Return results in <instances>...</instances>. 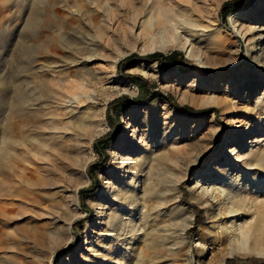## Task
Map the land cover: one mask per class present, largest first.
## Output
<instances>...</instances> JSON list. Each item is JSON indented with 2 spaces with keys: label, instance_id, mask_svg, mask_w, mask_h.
Here are the masks:
<instances>
[{
  "label": "rangeland",
  "instance_id": "1",
  "mask_svg": "<svg viewBox=\"0 0 264 264\" xmlns=\"http://www.w3.org/2000/svg\"><path fill=\"white\" fill-rule=\"evenodd\" d=\"M175 1L180 3V9L189 11L187 14L196 24L195 34L184 31L181 34L189 36L195 54L215 69L212 73L201 70L194 57L179 48L161 50L164 54L180 51V59L171 67L161 68L155 60L129 58L132 53H141L136 47L153 42L151 31L142 33L143 19L153 13L155 6H175L174 0H0V264H246L244 260L250 257L261 259L253 264H264L263 255L224 249L225 243L210 247L218 233L213 222L218 214V203L213 198L201 203L189 185V179L197 171L240 163L243 152L251 146V138L264 141V13L257 20L252 17L261 0L230 3L232 6L226 7L224 17L219 12L224 0ZM59 10L62 15L57 17ZM72 17L74 20L70 21ZM235 29L239 33H233ZM90 38L99 42L95 47L101 58L91 57L84 65L80 64V59L71 64L61 60L40 64L38 60L40 52L49 47L71 52L72 48L83 45L84 50H80L87 51ZM256 46H262L260 55L256 54ZM79 55L73 54V57L77 59ZM117 56H120L117 62H122L118 68L116 62L113 76L111 60ZM142 66L150 70L142 73L139 70ZM125 73L141 74L163 96H148L144 101L125 105L118 111L117 118H113V110H110L114 131L106 116L108 101L120 95L133 98L138 92L135 79L120 75ZM111 75L112 82L106 83V89L96 96L98 81ZM93 76L100 79L93 81ZM122 80L129 85L120 83ZM118 86H128L131 91L117 92ZM91 96H95V101L88 110L86 106ZM209 97L215 103H192ZM78 99L87 100L77 104ZM173 103L195 109L211 108L189 114L175 108ZM85 111L94 112V121L103 128L92 142L102 138L100 142L106 143L104 161L92 165L98 179L94 187L87 174V166L97 159L92 142L88 149L79 147V153L84 151L79 156L58 149L60 155H70L69 161L65 155L60 156L68 165L72 161L85 163V173H73L62 181L47 170L36 169L37 163L42 162L36 153L42 150L39 146L45 142V131L53 125L52 118L67 113V120L72 122L59 120L60 124L67 125L68 129L63 130L68 132L69 139L66 138L73 143L74 134L81 129L77 134L80 138L75 141L80 139L78 142L83 143L89 126L77 128L75 124ZM9 122L12 127L7 130ZM125 125H128V136L120 152L117 145ZM240 135L245 138L239 140ZM164 136L169 142L158 146ZM157 147L159 151L167 148L164 152L172 158L175 155L179 167L175 168L181 169L180 204L186 213L192 214L186 227L187 245L174 247L167 241L162 243L165 234L173 230L174 214L172 207L167 206L146 222L141 221L143 229L135 232L123 253L126 240L123 236H113L111 230H103V221L128 165L142 154L149 157V152L153 148L156 151ZM149 158L152 163L153 158ZM22 164L32 170L22 171ZM54 184L68 190L54 191ZM19 187L27 189L28 193L19 195ZM72 216L77 218L68 228ZM151 231L154 235L160 232L162 236L159 234L157 238ZM41 236L43 242L37 241ZM186 248H189L188 260Z\"/></svg>",
  "mask_w": 264,
  "mask_h": 264
},
{
  "label": "bare ground",
  "instance_id": "2",
  "mask_svg": "<svg viewBox=\"0 0 264 264\" xmlns=\"http://www.w3.org/2000/svg\"><path fill=\"white\" fill-rule=\"evenodd\" d=\"M174 2H175L174 4H176L175 6L158 5V6L153 7V13H151L148 17L143 19V21L141 22V25L143 27L142 33L145 34L151 31L153 35V36L151 35V37L153 38V42L149 46L143 45L141 47H136L135 50L138 52H144V51L151 50V49L166 50L167 48H170V47L183 49L185 50L186 52L185 54L187 56L194 57L196 65L201 70L207 69L208 72L212 73L213 71H215V69H213L212 67H209L205 62H203L204 59L201 60V57L195 54L196 51L194 52V49H193L194 44L190 41L191 39H189V36L188 35L185 36L181 34L182 31L186 33L195 34L197 32L196 29L194 30V27L196 26L195 22L193 21L191 16L187 14L189 11L186 12L180 9V6H179L180 3L175 0ZM76 4L77 3H75V5ZM60 10L57 11V17L62 12ZM262 13H264V0H261L259 2V4L257 5V8L255 9V12H253L252 14V17L257 20ZM73 20L74 18L72 17L70 21H73ZM168 32L169 33L171 32V34H169ZM237 32L239 33V31L235 29V32L233 33H237ZM258 38H261V37H258ZM98 44L99 42L97 41V39L90 38L89 45L87 44L88 48L87 46L85 48L87 51H82L84 50L82 49L84 48L83 45L81 46V48L79 47L72 48L71 52H65L63 50H60L58 47H51V48L49 47V48H46L44 51L40 52V55L38 56V60L40 61V64L56 63L57 61H60V60L64 62L65 64H68V63L71 64V62H75V61L77 62V60L80 59V64L84 65L86 63L85 60L91 59V57L101 58L100 54H98V51H97L98 47L97 48L95 47ZM254 49L257 50L256 52L257 55H260L262 53L261 51L262 46H256ZM73 54H80L79 55L80 57L76 59L74 58L75 56L73 57ZM55 56H59V58L56 59ZM119 57L120 56H117L113 60H111V74L112 75L113 73H115V64ZM139 70L142 73H147L148 70L150 69L149 67L142 66L139 68ZM168 73H169L168 75H170V72ZM112 75L110 77L103 78V80L101 81L99 80L100 79L99 76L91 77L93 81L99 80L98 81L99 86L94 91L96 96L98 92H103L106 89V86H105L106 83H110V81L112 82L111 79H113V76H114ZM198 80H200V78ZM120 83L128 84L127 81H123V80ZM115 91L120 92V91H131V90H130V87L128 86H118L115 89ZM86 100L87 99L85 100L78 99L77 104L79 102H83ZM93 101H95V96L88 97V105L86 106V109L91 110V108L93 107L92 103H94ZM192 103L197 104V105H208V104L215 103V100L212 97H209V98H205L204 100L200 102L193 101ZM67 117H68V114L65 113V114H62L60 118L58 119L52 118V123L54 126L52 125V127L51 128L49 127L50 129L48 130H46L47 128H45L46 134L43 140L45 142H41V144L38 142V144H40L41 147L39 145H36V146H39V148H42V150H40V152L38 153H36L38 149H36L35 151V153L38 156H41L39 159L42 161L41 163L40 162L37 163L38 165L36 166V169L37 170L43 169L45 171L47 170L52 176H54V178H57L58 180H62V181H66V178L68 179L70 175L73 173H76V172L85 173V163L83 162L76 163L77 161L73 159L76 162L74 163L72 161L73 164L71 162V165H72L71 166L66 163L67 160L64 162L65 159L62 157L66 156V158L68 159V157L71 154L73 155L75 154L76 156H79L81 155V153H84V151L79 153V150H78L80 149L79 147L87 146V149L90 148L89 145L91 144L92 139L98 133H100L103 129L100 126V124H98L97 121H94L95 120L94 112L87 111L85 114L82 115V117L81 116L80 118L77 117L78 119H80V121H78L79 123L76 122L77 124H75L77 128L79 125H83V127L89 126L88 132L84 134L85 142L83 140V143H79L78 141L80 139L75 141V138L76 139L80 138L77 135L79 131L81 130L80 129L77 134L73 133L74 135H76V137L74 138V136H72L74 138L73 139L74 142L70 143L68 140L69 135L67 136L68 132L63 131V130L68 129L66 127L67 125L59 123V120H62V119L65 120L63 121L64 123L69 122L68 121L69 119L67 120ZM10 122H13V121L11 120ZM10 122L8 123L7 130H10L12 127L10 125ZM17 123L15 125H17ZM18 124L20 125L21 123H18ZM71 124H72V127H75L73 125L74 123H71ZM127 126L128 125H125L123 127L124 131L122 132L121 139L117 145V149L120 152L124 149L125 143H126L125 138L128 136ZM81 127L82 126H80L79 128ZM17 129L18 128H16V130ZM74 129L77 130L76 127ZM60 130H62L63 132H61ZM75 130H73L72 132H74ZM14 132H17V131H15L14 129ZM81 135L83 136V134ZM243 137H244L243 135H240L239 140ZM4 138L6 139V136ZM10 139L14 140V138H10ZM16 140L17 138H15V141ZM66 140L69 143H66ZM73 140L71 139L70 141H73ZM161 140L162 142L159 143L158 146L160 145L164 146L165 144H167V142H169L167 140V137L165 136ZM251 140L249 142V145H251L252 147L250 146L249 148L248 147L246 148V150L243 152V155L241 156L240 163L233 162L228 166V168L208 167L203 171H197L194 173L195 176L194 177L192 176L189 179V185L192 187L193 191H195L196 193L195 198L198 199L201 203H208L210 198H213L216 201V203H218V214L215 215L216 219L215 221H213L215 222L214 224H215V227L217 228L218 233L216 235L217 237L215 238V241L213 243H210L211 248H213L214 245H220L221 243H225L226 246L224 249L228 248V249H231L232 251H239V250L248 251V252L254 253L255 255L264 256V141H259L260 139L258 140L253 139L252 141ZM254 144L256 145L253 147ZM59 148L62 151H64V153L67 152L68 154L70 153L71 154L67 156L66 155L67 153L64 154L60 152L61 155L62 154L65 155V156L62 155V157H60L61 155L59 154V151H58ZM84 148L86 149V147ZM159 149L160 147L159 148L157 147L155 151V149L153 148L149 152V157L151 156V159L153 158L152 163L149 162L150 158L146 157L145 154H142V156H138L133 161H131V163L128 165L127 173H123V176L121 177V180L119 181L120 186L117 192H115L112 196L113 203L109 207L107 216L105 220L103 221V230H107V231L111 230V233L113 234V236L115 237L123 236V238L126 240L125 242L126 245L125 247L123 246L124 247L123 253L127 251L129 241L132 242V239L135 236V232L143 229L141 226V221L144 219V221L146 222V220L149 219L150 216H154L156 213L162 212L161 210L164 207L167 208V206L172 207V209H170L169 207L168 208L172 210L171 212H173L174 214L173 216L174 221L171 219L173 223L169 220L172 223L173 230L172 231L170 230L169 233H166V231L163 229L166 234L163 239L164 242H162V240L161 242L165 243L167 241L171 243L170 245L172 246L174 245V247L176 244L187 245L185 244V242H187L185 239L186 238L185 237L186 227L191 222L192 214L186 213V211H184L183 209L184 206L182 207V205L180 204V199H179L180 191L178 190L180 187L179 182H181L180 181L181 177H180V172H179V170L181 169L177 170L175 168V166L178 167L176 165L177 164L176 158L174 159L175 155H173V158H172L168 153L164 152L167 148L166 149L163 148L165 149L164 151H161V150L159 151ZM170 149L168 148V150ZM172 153L175 154L174 152ZM178 154H177V157H178ZM39 159H36V160H39ZM177 159L179 160V158ZM21 170L28 172L32 170V167L22 164ZM28 183L30 184V181ZM40 186L41 185H39V187ZM60 189L63 191L68 190L67 187L61 188L59 187L58 184L57 185L54 184L52 188V190L54 191L56 190L60 191ZM72 192H73V195L75 196V199H76L75 201L78 204L77 190L74 189ZM17 193L21 196H25L28 193V190L23 187H19V189L17 190ZM171 214L172 213H170L169 215ZM75 218L77 217L72 216V218L68 221V224H67L68 228H70ZM157 228L158 227L154 228L153 230L156 231L155 229ZM152 232L153 231H151V233ZM159 234L155 232V235L154 234L153 235L158 238ZM43 236L36 238V240L43 242L42 241V239L44 238ZM151 240L153 241V239ZM198 242L199 244L200 243L203 244L200 240ZM167 248L169 249L170 247H167ZM189 248H186V252L184 251L187 254L185 257L187 260L190 257L188 256ZM219 250H222V249L220 248ZM213 254L215 253L213 252Z\"/></svg>",
  "mask_w": 264,
  "mask_h": 264
},
{
  "label": "trees",
  "instance_id": "3",
  "mask_svg": "<svg viewBox=\"0 0 264 264\" xmlns=\"http://www.w3.org/2000/svg\"><path fill=\"white\" fill-rule=\"evenodd\" d=\"M233 2H240V0H224L219 8V12L221 14V16L224 17L225 15V11H226V7L227 6H232ZM180 51L177 50H172L169 53H162L160 51H153L150 53H145L142 55H138L135 53H132L131 55H129V58H142V59H147V60H155L157 62V64L161 67V68H166V67H171L173 66L175 63L178 62V60L180 59ZM122 61H118L117 62V68L120 66V63ZM121 76L125 77V78H129V79H135V83H137L138 85V92L137 95H135L133 98L128 97L127 95H120L118 97H115L113 99H111L110 101H108L107 103V107H106V116H107V120L108 123L110 125V128L112 130L115 131V124L113 123L112 119L110 118V110H113V118H117L118 116V111L125 105H130L132 104L134 101H144L148 96L151 97H156V96H163V93L158 90L157 88H154V84L149 82L144 76H142L139 73H125V74H120ZM165 98H167L168 100H170V97L168 95H165ZM173 105L175 106V108H177L178 110H182L185 111L189 114H196L197 112L200 111H208L210 110L211 107H205V108H193L189 105H185V104H177V103H173ZM102 139V138H101ZM100 138H96L94 139V141L92 142V146L94 151L97 154V159L95 161H93V164L90 163L87 166V174L91 180V186H95L97 183V176L95 173V167L92 168V165L97 164L99 161H104V158L106 156V151H105V146L106 143L105 142H100L101 140ZM81 191V190H80ZM86 208V207H84ZM239 262L240 260L237 259ZM259 260H261L259 257L257 258H246L244 260V262L246 264L248 263H257L259 262ZM225 263H228V259L225 260Z\"/></svg>",
  "mask_w": 264,
  "mask_h": 264
},
{
  "label": "water",
  "instance_id": "4",
  "mask_svg": "<svg viewBox=\"0 0 264 264\" xmlns=\"http://www.w3.org/2000/svg\"><path fill=\"white\" fill-rule=\"evenodd\" d=\"M155 50H158V49H151V50H147V51H144V52H141V53H138V54L150 53V52H153ZM158 51L162 52L161 50H158Z\"/></svg>",
  "mask_w": 264,
  "mask_h": 264
}]
</instances>
